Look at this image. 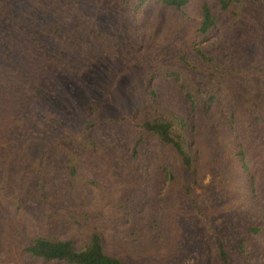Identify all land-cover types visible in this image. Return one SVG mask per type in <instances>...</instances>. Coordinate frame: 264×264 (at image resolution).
I'll list each match as a JSON object with an SVG mask.
<instances>
[{
	"label": "rangeland",
	"instance_id": "rangeland-1",
	"mask_svg": "<svg viewBox=\"0 0 264 264\" xmlns=\"http://www.w3.org/2000/svg\"><path fill=\"white\" fill-rule=\"evenodd\" d=\"M15 2L56 52L60 103L70 118L80 119L91 104L97 115L124 121L99 125L78 166L86 181L57 174V165L45 170L42 180L67 217L59 222L41 224L22 204L8 206L3 199L13 185L0 172V264H65L31 258L21 243L50 233L80 248L94 230L103 233L107 251L130 264H222L219 238L227 242L228 264H264V108L249 105L264 95V2L234 3L221 13L218 0H189L186 19L158 0ZM203 2L217 14L210 38L200 44L212 63L195 59L180 80L164 78L161 69L189 54ZM197 87L210 95L206 111ZM147 88L195 128L198 174L191 192L210 217L209 229L192 212L182 186L188 176L170 179L164 169L167 147L144 133L147 148L132 155L137 124L150 115ZM252 224L260 231L248 235L244 256L236 243Z\"/></svg>",
	"mask_w": 264,
	"mask_h": 264
},
{
	"label": "trees",
	"instance_id": "trees-1",
	"mask_svg": "<svg viewBox=\"0 0 264 264\" xmlns=\"http://www.w3.org/2000/svg\"><path fill=\"white\" fill-rule=\"evenodd\" d=\"M158 1L175 9L182 18H187L184 7L189 0ZM218 2V10L222 13L234 3L249 2L256 6L264 0ZM16 6L15 0H0V172L3 175L4 171L8 172L7 183L13 185L11 188L7 186V194L3 200L10 207L22 204L27 214L41 224L46 220L59 222L67 217L59 203L51 199V188L47 181L42 180L45 170L50 164L57 165V174L61 173L71 180L86 181L78 174V166L81 156L94 146V133L99 125H119L124 118L99 116L91 104L87 105L80 119L70 118L60 103V91L56 82L59 80L58 75L63 72L56 62V52L48 43L39 40L41 30L36 21H25L18 14ZM216 20L217 14L211 11L208 3L203 2L201 18L195 27L196 39L191 42L189 54H177L174 57L177 62L175 67H165L159 74L178 81L181 75L183 78V75L188 74L186 67H194L195 59L212 63L213 59L204 53L200 44L210 38ZM152 76L154 73L148 72L146 81L150 82ZM200 91L203 92L201 107L206 111L210 95L198 87L194 90ZM148 94L152 98L150 115L137 124L140 134L134 140L132 155L137 156L147 148L144 133L152 135L157 142L167 147L169 156L164 169L170 179H175V176L180 178L182 173L188 176L182 186L189 198L192 212L209 229L210 217L201 209L191 192L198 174L192 152L195 128L187 118L162 105L153 90L148 91ZM187 96L192 95L187 93ZM249 105L254 109L264 108V95L250 99ZM236 155L241 157L242 167L246 170L247 166L242 159L243 151L239 149ZM248 182L253 188V181L249 179ZM243 230L236 247L246 256L243 245L248 235L258 234L260 229L252 224ZM105 242L103 233L98 230L91 232L88 241L80 248L70 238L37 233L21 243V252L44 262L130 264L125 256L107 251ZM226 243L225 239L220 238L216 243L217 258L222 264L229 263Z\"/></svg>",
	"mask_w": 264,
	"mask_h": 264
}]
</instances>
